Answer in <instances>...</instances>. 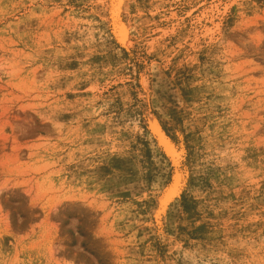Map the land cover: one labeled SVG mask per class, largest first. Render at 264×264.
Listing matches in <instances>:
<instances>
[{
    "label": "rangeland",
    "instance_id": "1",
    "mask_svg": "<svg viewBox=\"0 0 264 264\" xmlns=\"http://www.w3.org/2000/svg\"><path fill=\"white\" fill-rule=\"evenodd\" d=\"M0 264H264V0H0Z\"/></svg>",
    "mask_w": 264,
    "mask_h": 264
},
{
    "label": "bare ground",
    "instance_id": "2",
    "mask_svg": "<svg viewBox=\"0 0 264 264\" xmlns=\"http://www.w3.org/2000/svg\"><path fill=\"white\" fill-rule=\"evenodd\" d=\"M118 1H121V0H118ZM116 26H117V25H116ZM122 26H123V24H120V30H119V31H121V29L124 31V29H123ZM118 27H119V25H118ZM125 31H126V30H125ZM122 33H123V32H122ZM152 126H153V125H152ZM167 145H168V144H167ZM171 148H172V146H171ZM174 179H176V181H175V183L173 184V187H172V188L170 187L171 189H170V190L168 191V193H167V194H169V196H170L171 199H173L174 196L176 195V193H177V189H176V188H177V186H178L177 184H179V183H178V180H177L178 177H176V178H174ZM166 199H167V198H166ZM171 199H170V200H171Z\"/></svg>",
    "mask_w": 264,
    "mask_h": 264
}]
</instances>
